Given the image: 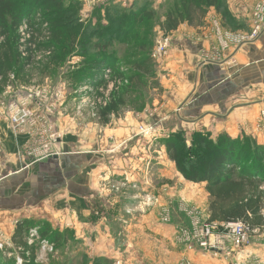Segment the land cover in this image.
Returning <instances> with one entry per match:
<instances>
[{
  "label": "rangeland",
  "instance_id": "374dc122",
  "mask_svg": "<svg viewBox=\"0 0 264 264\" xmlns=\"http://www.w3.org/2000/svg\"><path fill=\"white\" fill-rule=\"evenodd\" d=\"M227 2L134 0L128 10V0H79V4L63 0V8H70L68 14L80 25L78 42L65 55L62 51L55 55L52 49H45L51 39L37 10L29 17L30 21L22 22L15 32L8 30L7 37L18 49L20 65L6 81H0V138L6 140L9 136L16 146V162L21 163L16 174L20 180V192H24L27 182H31L29 171L25 169L31 159L24 155L27 137L22 130L28 124L25 115L32 113L42 119L41 129L48 130L47 134L53 138L51 151L60 155L57 164L51 163L52 171L60 172L63 177H80L79 182H84V192L77 197L78 210H89V221H94L93 214L96 218H103L100 222L105 221L104 216L113 222L112 238L105 233L103 239L113 244L112 255L120 260L117 262L115 258L102 255V258H94L93 254H87L84 245L91 247V231L84 237V245H78L72 240L73 234L63 241L55 230V241L51 239V232L45 233L46 238L51 239L49 243L53 250L44 255L39 254L42 234L35 235L31 250L21 254L12 235L4 238L0 233L2 252L11 254L4 264H19L16 257L22 260L20 264H122L123 256L130 251L127 248H133L134 254L137 250L134 247L140 246L141 241L172 242L174 247H179L183 264L187 263L186 256L191 252L225 264H229L228 261L241 264V251L250 246L255 237H264V226L250 225L257 230L251 234L250 243L241 248L227 246L228 255L222 252L215 256L198 248L193 240L194 235L197 238V230L205 223H216L208 220L211 197L206 182L187 180L166 150L168 141L175 142L181 152L182 167L188 172L191 164L200 165L201 153L206 151L200 138L219 144L217 147L233 141L235 154L238 149L246 152L241 155L239 166L254 161L255 149L264 148V142L257 139L258 135H264V108L253 118H246L245 122L236 120L235 115L230 117L238 107L235 106V96H231L226 105L223 103L224 110L219 106L211 110L206 105L194 111L197 102L207 92L204 84H191L190 78L186 80L188 84L173 82L178 74L170 70L177 69L178 64L162 63L173 50L174 31L181 26L187 31H204L208 25L213 27L216 24L221 30L234 34H237L235 29H245L243 23L229 14ZM142 9L143 12L136 16L129 14ZM116 13L120 16L116 17ZM213 16L219 19L218 22ZM125 28L129 31L126 32ZM111 29L123 34L116 36ZM214 37L217 46L212 50L218 49L220 43L223 46L222 39ZM4 39L0 30V42ZM161 39L168 40L166 52L152 57ZM101 47L111 53L116 49V57H108L115 62L118 73L110 72L107 76L103 73V85L94 87L88 83L94 79L87 74L91 73L87 62L104 56ZM26 48L31 52L27 53ZM206 52H199L195 59L197 67L207 62L221 64L224 53H227L221 52L218 58L210 54L207 60ZM141 60L147 64L140 70L134 63ZM18 100L21 122L15 127L7 110L11 102ZM2 150L6 152L1 143L0 153ZM3 161L6 164V158ZM41 161L31 160L32 163ZM260 163L264 168V157ZM57 176L53 172L54 181ZM60 186L55 183L46 191L47 195L55 193ZM259 191L264 217V184ZM74 203L72 201L71 205ZM150 230L155 233L151 234ZM28 235L26 232L25 242ZM243 261L251 264L254 260L249 257L248 261ZM255 263L260 264L259 260Z\"/></svg>",
  "mask_w": 264,
  "mask_h": 264
},
{
  "label": "crops",
  "instance_id": "0c3cea01",
  "mask_svg": "<svg viewBox=\"0 0 264 264\" xmlns=\"http://www.w3.org/2000/svg\"><path fill=\"white\" fill-rule=\"evenodd\" d=\"M128 1L129 7H132L134 0ZM258 1L228 0L229 14L236 21L243 23L245 27V29H235V33L248 34L251 31V10ZM213 18L217 19L216 16ZM213 27L208 25L204 31L197 29L187 31L184 26L179 27L173 33L176 37L172 44L173 50L169 52L168 57L162 63L178 64L175 66L177 69L170 70L178 74V78H173V82L188 84L186 80L190 78L191 84H204V91L207 89V92H204V98L199 101L201 104L197 102L198 106L193 109L194 111H198L200 107L206 105H209L211 110H215L212 107L223 108V103L226 105L229 102L228 98L235 96V106L238 107L230 117L235 115L233 117L236 120L245 122L246 118H253L264 108V99H261L264 98V32L257 40L242 44L224 53L225 57L221 64L207 62V64L197 67L195 59L199 56V52L207 51L206 53L210 55L213 51L212 48L217 46ZM222 31L230 33L223 29ZM210 112L212 113V111ZM253 137H255L254 131ZM257 139L264 142V135H258ZM1 143L6 150L5 153L3 150L0 153V233L4 235V238L11 237L16 229V224L24 220L28 222L26 224L28 232L35 227L39 233V226L42 229L45 227L43 231L47 234L57 230L63 241L67 240L69 234H73L72 240L76 241L78 245H84L83 239L91 231L92 245L91 247L84 245L87 248V254H93L94 258L107 256L109 259L115 258L114 261L118 260L117 262H119L120 258L112 255L115 249L113 244L103 239L105 233L111 237L113 222L110 217L104 216L105 221L100 222L103 218H96L92 214L94 221H89L90 211L77 208V197H79L78 194L84 192V182H79L80 177H63L60 172L52 171L50 165L51 163L52 165L53 163L57 164L60 155L51 156L38 163H32L27 159L28 166L25 169L29 171L28 177L31 182H27V189L20 192V180L16 174L19 172L21 163L16 162V152H14L16 146L9 136H6V140L0 138V145ZM4 158L7 160L6 164L3 161ZM63 164H65L64 161ZM63 167V171L66 172L64 165ZM53 172L58 175L56 178L54 177L55 181ZM32 182H37V184ZM55 183H59V186L61 184L60 188L55 193L47 195L46 191ZM64 184L65 186H63ZM72 201L75 202L73 205H71ZM263 226L264 222L261 227ZM155 231L158 232L159 228L156 227ZM146 232L148 230H145ZM150 233L155 232L150 230ZM43 238L45 239V237ZM110 241L112 242V240ZM134 248L137 249L134 254L132 253L133 248H127L130 251H127V255L123 256L122 264H183L180 260L179 247H174L172 242L146 241L143 243L141 241L140 246ZM242 251L243 255L239 256L242 257L241 261L239 260L241 264H247L243 260L248 261L249 257L254 260L251 264H257L255 263L257 260L260 264H264V237H255L253 243ZM158 254L162 255L158 256ZM187 256L186 264H225L222 261L204 257L198 252H191ZM6 260H9L6 253L3 254L0 251V264H4ZM228 262L233 264L232 261Z\"/></svg>",
  "mask_w": 264,
  "mask_h": 264
},
{
  "label": "trees",
  "instance_id": "16d2710c",
  "mask_svg": "<svg viewBox=\"0 0 264 264\" xmlns=\"http://www.w3.org/2000/svg\"><path fill=\"white\" fill-rule=\"evenodd\" d=\"M73 1H77L78 3V0ZM62 4L63 0H0V30L1 35L5 36V39L0 42L1 82L6 81L14 68L20 65L18 49L15 45L13 46V41L7 37V32L8 30L15 32L22 22L30 21L29 17L33 11L37 10L40 17L45 21L47 35L51 39L50 42L46 43V47L45 45L42 47L52 49L55 55L59 51H62L65 55L67 52H70V47L75 42H78L79 22L71 19V16L67 12L71 9L63 8ZM101 5L105 6V4ZM127 9L131 10V7ZM142 12L143 9L138 12H130L129 14L136 16V14ZM116 15V17L120 16L118 13ZM118 19V21H122V19ZM133 19L135 18L133 17ZM111 30L116 36L123 34V32H119L116 29ZM125 30L128 32L129 28H125ZM27 43L32 44V41L27 40ZM100 49L104 56L87 62L88 68L91 69V73L87 74L91 76L92 80L94 79V81L90 80L88 83L94 87L102 84V75L105 73L106 68L115 74L118 73L115 69V62L110 61L108 57L112 55L115 58L116 49L113 50L115 51L114 53L106 52L107 49L103 47ZM25 51L27 53L31 52L30 48H26ZM27 59L30 60L31 58ZM144 61L135 62V67L140 70L144 69L147 64ZM83 79H85V76ZM200 142L204 143L206 151L201 153V157L199 158L200 165L191 164L188 172H185L182 167L181 152L175 142L168 141L166 150L170 160L176 164L181 174L187 180L206 182V189L211 197L208 220L210 222L244 220L249 225L261 226L264 222V217L261 215L263 201L259 188L264 184V168H262L260 161L264 157V148L258 147L255 149L254 156H257L254 161L251 160L250 163L239 166V159L246 152L238 149V153L235 154L236 144L233 141L223 142L220 147H217L219 144H213L210 140H205L204 138H200ZM27 223L26 220L18 222L12 235V241L19 247L21 254H25V250H31L30 248H32V245L27 244L24 239L25 233L28 232ZM39 230V233L43 235L42 237H48L43 231L45 227L42 229L39 226ZM51 233V239L53 237L57 238L55 232ZM46 239L49 242L51 241L50 238ZM52 240L55 241L54 238Z\"/></svg>",
  "mask_w": 264,
  "mask_h": 264
},
{
  "label": "built area",
  "instance_id": "2783aa9c",
  "mask_svg": "<svg viewBox=\"0 0 264 264\" xmlns=\"http://www.w3.org/2000/svg\"><path fill=\"white\" fill-rule=\"evenodd\" d=\"M215 36L222 39L223 46L218 45V49L213 50L211 56L219 57L221 52L229 51L241 46L242 44H247L257 40L261 34L264 32V0H259L254 4L251 10V31L248 34H234L223 32L216 24H214ZM222 46V47H221ZM168 47V40L161 39L158 44L157 50L152 57H156L160 53H165ZM206 53L207 60L210 55ZM111 71L107 69L105 75L107 76ZM20 100L13 101L8 106V116L9 120H12V124L15 127L20 126L21 115L20 112ZM31 113V112H30ZM33 113H35L33 111ZM32 114V113H31ZM25 115L28 120L27 126L22 130L26 133V139L24 143V155L33 161H41L51 156H57L58 154L51 151V140L53 138L48 135V130L41 129L42 119L32 116ZM52 138V139H51ZM50 139V140H49ZM29 231L26 243L33 245L32 238L38 235L37 230ZM255 230L247 222L243 220H228L221 223H205L197 230V238L193 236V240L196 241V246L200 249L212 252L215 256L219 253H225L228 255L227 246L232 248H238L246 246L250 243L251 234L255 233ZM49 243L47 239H42L39 254L44 255L47 251H52L53 246ZM0 249H3V243L0 242ZM9 258L11 254L6 253ZM16 262L22 263L19 257H16Z\"/></svg>",
  "mask_w": 264,
  "mask_h": 264
},
{
  "label": "bare ground",
  "instance_id": "6f19581e",
  "mask_svg": "<svg viewBox=\"0 0 264 264\" xmlns=\"http://www.w3.org/2000/svg\"><path fill=\"white\" fill-rule=\"evenodd\" d=\"M0 251H2V250L0 249ZM3 254H4V252H3Z\"/></svg>",
  "mask_w": 264,
  "mask_h": 264
}]
</instances>
